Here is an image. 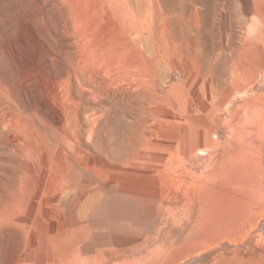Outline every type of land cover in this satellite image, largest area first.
<instances>
[{
  "label": "rangeland",
  "instance_id": "obj_1",
  "mask_svg": "<svg viewBox=\"0 0 264 264\" xmlns=\"http://www.w3.org/2000/svg\"><path fill=\"white\" fill-rule=\"evenodd\" d=\"M240 105L264 112V0H0V264L177 259ZM262 142L260 217L179 264H264ZM83 193L126 205L82 217Z\"/></svg>",
  "mask_w": 264,
  "mask_h": 264
},
{
  "label": "bare ground",
  "instance_id": "obj_2",
  "mask_svg": "<svg viewBox=\"0 0 264 264\" xmlns=\"http://www.w3.org/2000/svg\"><path fill=\"white\" fill-rule=\"evenodd\" d=\"M256 27H250L249 33H256L260 36L263 29H261L260 31H257V29H255ZM241 52L242 51L240 49L239 54ZM248 54H249V52H248ZM258 105H256V107ZM254 106L247 108L248 106L244 107V105H240L237 107V111H240V112H237L238 114L236 116V118H237L236 121H238V122L236 124H234V126L232 124L234 129L231 128L229 130L230 133L228 134V140L231 141L234 138V140L238 139L237 140L238 142L236 143L235 148L229 152V155L227 154V156L221 161V163L217 164V165H219V169L215 174L217 176V179L214 180L213 183H211L209 185V188H208V186H206V187L202 186L203 189L200 192V195H201L200 200H198L197 204H196V206L198 207V212H199L198 219L193 222L192 227L188 230L184 239H182V242H180V244H178L179 246L186 245V247L188 249L186 251L182 252L181 255H179L177 257V259L171 260L169 264H179L180 261L183 258H185V256L187 254L189 256V254L196 252L198 249H201V248L208 246L210 244H214V243L223 241L225 239H233V238L240 237L242 235V232H246V230H247V229L245 231L240 230V227L244 224H246L249 227L262 214V211H260V210H259V212H256L255 214H252V215H249L250 213L249 214L247 213L248 208H249V206H248L249 202L247 203L245 200L246 192L248 193L247 195H250V196L255 194V192L251 191L250 189L245 192V189L247 187L244 188L246 180H248L252 177V171L254 169L252 170L251 168H252V166L255 165L253 161H255L256 157H258V154H260L262 152V147H263L262 140H264V133L259 132V129L257 126V124L264 122V112H263V109L258 110ZM247 112L249 115L252 112L254 113V115H255L254 117H256V123H254L255 122L254 121L253 123L249 124V122H247L246 119H245V123L242 122L241 117L243 114L246 115ZM240 122H242V123H240ZM252 128H255L256 131L251 132V133H254V135L250 137V140H248L249 137L247 135V132H248L247 130H252ZM225 145H226V143H225ZM211 156L212 155L208 156L207 161L212 162V161H210V160H212ZM258 160H259V158H258ZM207 161L205 162V164L207 165V168H208L209 162L207 163ZM230 178H233L234 179L233 181H235V179L237 178V180H239V182L244 183L242 185L244 189L242 188V190H241L240 188H238L241 191H243L242 194H240L242 197L241 198L242 200L240 201V200L234 199L232 194H237V193L239 194V192L236 193L234 191V187L231 185L230 187H225V189L223 191H221L220 193H217L219 190L218 191L216 190L217 195L216 196L214 195V197H216L217 200L216 201L214 200L212 202V200L214 199V198L212 200L210 199V197L212 196V189L214 190L215 186L221 185V183H225L227 180L229 181ZM251 182H252V180H251ZM241 184L239 183V185H241ZM203 185H205V184H203ZM250 185H251V183H250ZM217 188H218V186H217ZM219 188H221V187H219ZM102 189H103V187H102ZM106 189H104L105 192H106ZM215 189H216V187H215ZM90 191H92V190H90ZM102 192H103V190H102ZM105 192H103V194ZM256 192H258V191H256ZM86 193H83V195L81 197L77 198L72 203V206L79 211V213L81 214L82 217H86L89 214H91V217H92V213L101 212V211L104 212L105 208H107V210H109L110 207L118 209L120 205L124 204V202L122 204H120V200L118 201V200H114V198H110V195H107V197H106L107 198V204H106V203H103L104 199H102L103 197L100 194H99L100 196H98V194H95V193H90V194H86ZM243 193H244L245 197H244ZM69 194H71V193H69ZM149 198H151V197L146 196V197H143L142 200L145 201V200H148ZM115 203L118 206V208L114 207ZM145 204L150 206L151 203L149 201H147ZM101 205H102V207H101ZM124 205H126V204H124ZM97 207L99 209H97ZM186 229L187 228H184V230L180 233H185ZM136 264H139V262H137ZM222 264H231V263L223 262Z\"/></svg>",
  "mask_w": 264,
  "mask_h": 264
}]
</instances>
